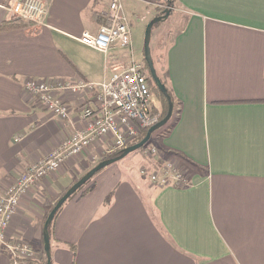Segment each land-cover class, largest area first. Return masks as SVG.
<instances>
[{
    "label": "crops",
    "instance_id": "0c3cea01",
    "mask_svg": "<svg viewBox=\"0 0 264 264\" xmlns=\"http://www.w3.org/2000/svg\"><path fill=\"white\" fill-rule=\"evenodd\" d=\"M9 1L0 0V192L80 128L82 105L95 101V90L59 89L71 108L59 119L25 81L99 83L107 65L131 54L119 44L105 54L75 37L99 27L108 0H47L43 24L15 16ZM123 1L145 25L156 15L137 14L144 0ZM176 9L185 20L165 51L174 119L158 147L192 183L154 184L141 172L156 166L145 156L101 169L57 211L52 264H264V0H176ZM15 19L25 25L2 28ZM108 147L99 141L21 200L10 235L32 245L40 264L48 214ZM5 249L0 264H11Z\"/></svg>",
    "mask_w": 264,
    "mask_h": 264
},
{
    "label": "built area",
    "instance_id": "2783aa9c",
    "mask_svg": "<svg viewBox=\"0 0 264 264\" xmlns=\"http://www.w3.org/2000/svg\"><path fill=\"white\" fill-rule=\"evenodd\" d=\"M7 8L18 18L38 24H43L49 13L47 0H10ZM103 16L104 21L96 30H84L75 37L105 54L114 44H119L128 48L133 56L132 31L124 1L108 0ZM106 70L109 76L99 83L39 78L25 81V91L59 119L69 118L71 108L56 96L57 90H95L96 95L94 105H82V126L67 134L50 153L30 164L0 192V246L12 253L11 264H28L26 259L35 257L28 243L10 235V226L21 200L34 185L99 141L109 139L108 151L113 153L132 144L142 130L158 121L154 111L157 106L152 100L147 72L142 64L132 59L130 63L109 64ZM142 150L156 166L150 170L142 167L141 172L148 173L154 184L181 187L192 183L190 174L177 157H163L155 144H145Z\"/></svg>",
    "mask_w": 264,
    "mask_h": 264
},
{
    "label": "rangeland",
    "instance_id": "374dc122",
    "mask_svg": "<svg viewBox=\"0 0 264 264\" xmlns=\"http://www.w3.org/2000/svg\"><path fill=\"white\" fill-rule=\"evenodd\" d=\"M140 3L142 5V7L137 9V11H139V12H137L138 15L142 14L141 9L144 10L145 8H146V11H144V13H146L148 15V13H151L150 11H152V13L156 12L155 16L163 15V14H165V12L168 9L170 10V15L166 19L161 20L160 22L156 23V25L152 31L151 42H150L152 58L154 61V65H155L157 74L163 80V82L166 84L165 51H166L167 46L171 42V40L174 38L176 32H178L181 29L183 22L185 20V14L182 11H180L179 9H176V0L172 5L167 3V1H165V0H144V1H140ZM154 17H152L151 19H153ZM128 19L130 22H131V20H133L132 25H131L132 26L131 27V31H132L131 36H132V44H133L134 54H133V56H132V54H130L129 59L124 60L123 63H130V61L132 59H135L138 63L142 64V66L144 67V70L149 74L150 72H149L148 68L145 67V55H144V41H145V32H146L147 24L145 25L144 20H141L138 22L139 18H137V17L132 18L131 13L128 14ZM148 82H149V86L151 84L154 85V83H155L154 80H153L154 83L150 82V81H148ZM151 94H152V100L154 101L155 105L160 108L161 107L160 106L161 100H162L160 93L155 88H153V91L151 92ZM174 111H175V109L173 108V115H172L171 119L167 122V124H165L163 127L159 128V129H157L152 134L150 140L146 143V145L147 144L148 145L149 144H155L156 146L159 145L162 136L166 134L169 125L171 124V122L174 119ZM134 142H136V140L133 141L132 143H134ZM142 148L143 147H141L135 151L130 152L124 158H122V159H120V160H118V161H116V162H114L108 166L122 165V163H124V164H126V163L130 164L131 163L133 165L137 164V162L142 160V158H144V156H145ZM160 153H161V151H160ZM109 155L105 156L104 158L108 157ZM161 155H162V153H161ZM108 166H106V167H108ZM83 187L79 188L78 190L82 189ZM28 245L31 247V249L33 251V254L35 256L34 258H37L39 255L37 254L34 247L32 245H30L29 243H28ZM0 250H6V249L4 246H0ZM9 254H11V258H12V253L10 251H9ZM44 254H45L46 259H47V255H46L45 250H44Z\"/></svg>",
    "mask_w": 264,
    "mask_h": 264
},
{
    "label": "water",
    "instance_id": "95a60500",
    "mask_svg": "<svg viewBox=\"0 0 264 264\" xmlns=\"http://www.w3.org/2000/svg\"><path fill=\"white\" fill-rule=\"evenodd\" d=\"M170 15V10L168 9L165 14L163 15H158L155 16L153 19L149 21L146 27V32H145V41H144V54H145V59L147 61L150 74L155 81V84L158 86V88L161 90L162 93L166 94V97L168 99V111L166 115L161 119L158 120L155 124L151 125L145 134V136L130 144L129 146L125 147L122 149V152L119 155L109 157L102 159L99 161L96 165H94L91 169H89L84 175L80 177L75 183L69 187V189L60 197V199L57 201L55 206L52 208L50 213L48 214V217L45 221L44 225V231H43V236H44V248L46 251L47 255V264H52L51 262V236H50V225L52 224L54 217L57 213V211L60 209V207L65 203L67 199H69L81 186H83L85 183H87L96 173H98L101 169L105 168L106 166L124 158L127 156L130 152L135 151L141 147H143L151 138L152 134L159 128L163 127L167 122L171 119L173 115V108L174 104L171 100L170 95L168 94V88L166 84L162 81V79L158 76L154 61L152 58V53H151V36H152V31H153V26L157 22H160L161 20L166 19Z\"/></svg>",
    "mask_w": 264,
    "mask_h": 264
},
{
    "label": "trees",
    "instance_id": "16d2710c",
    "mask_svg": "<svg viewBox=\"0 0 264 264\" xmlns=\"http://www.w3.org/2000/svg\"><path fill=\"white\" fill-rule=\"evenodd\" d=\"M165 1H167V3H169L170 5H172L174 2H175V0H165ZM158 23V22H157ZM25 24H24V22L23 21H21V19H15V20H13V21H10V22H8L6 25H3L2 26V28H12V27H22V26H24ZM155 25L156 24H154V26H153V29H154V27H155ZM145 67H147L148 68V66H147V62H146V60H145ZM144 68V67H143ZM149 76V74L147 73V78H148V81H150V82H153V80L151 79L150 80V76ZM163 81V80H162ZM154 83V82H153ZM153 88H155L159 93H160V95H161V97H162V100H161V107L159 108V107H155V109H154V111H155V113H157V115H158V120H161L165 115H166V113H167V111H168V99H167V97H166V94L165 93H162L161 92V90L158 88V86L154 83V85H150V92H152L153 91ZM168 88V94L170 95V97H171V100H172V102H173V104L175 105V103H174V96H173V94H172V91L169 89V87H167ZM148 129V128H147ZM147 129H144V130H142L141 131V133L139 134V136H138V138L136 139V141H138V140H140V139H142L144 136H145V134H146V132H147ZM122 152V149H119V150H116L115 152H113V153H111L108 157H106V158H109V157H113V156H116V155H119L120 153ZM105 159V158H104ZM92 179V178H91ZM90 179V180H91ZM89 180V181H90ZM88 181V182H89ZM87 182V183H88ZM87 183H85V184H87ZM84 184V185H85ZM83 185V186H84ZM83 186H81V187H83ZM80 187V188H81ZM49 230H50V232H51V226H50V228H49ZM26 261H27V263L28 264H40V261L38 260V259H36V258H29V259H26Z\"/></svg>",
    "mask_w": 264,
    "mask_h": 264
},
{
    "label": "flooded vegetation",
    "instance_id": "af4514ba",
    "mask_svg": "<svg viewBox=\"0 0 264 264\" xmlns=\"http://www.w3.org/2000/svg\"><path fill=\"white\" fill-rule=\"evenodd\" d=\"M144 55H145V54H144ZM145 60H146V59H145ZM146 62H147V61H146ZM147 66H148V64H147ZM148 70H149V67H148ZM149 72H150V70H149ZM149 76L151 77L150 80H151V79L153 80V78H152V76H151L150 73H149ZM149 76H148V77H149Z\"/></svg>",
    "mask_w": 264,
    "mask_h": 264
}]
</instances>
